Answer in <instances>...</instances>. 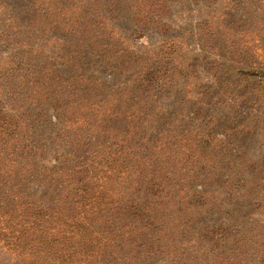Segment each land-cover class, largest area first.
Returning <instances> with one entry per match:
<instances>
[{"label": "rangeland", "instance_id": "rangeland-1", "mask_svg": "<svg viewBox=\"0 0 264 264\" xmlns=\"http://www.w3.org/2000/svg\"><path fill=\"white\" fill-rule=\"evenodd\" d=\"M115 1L0 0V116L32 121L25 143L38 146L27 173L0 181V264H263L264 0H141L136 20L125 5L111 14ZM79 14L103 34L69 30ZM29 61L52 68L30 73ZM88 89L126 127L54 113ZM178 145L215 168L209 179L194 169L177 185L157 150ZM145 198L169 242L151 253L99 217Z\"/></svg>", "mask_w": 264, "mask_h": 264}, {"label": "trees", "instance_id": "trees-1", "mask_svg": "<svg viewBox=\"0 0 264 264\" xmlns=\"http://www.w3.org/2000/svg\"><path fill=\"white\" fill-rule=\"evenodd\" d=\"M141 0H123L121 2L113 3L111 14H117L121 11V8L123 10L127 9L130 12V15L132 18L136 20L138 17V12L141 10ZM41 2V0H40ZM139 6V7H138ZM40 12V11H38ZM100 15V14H99ZM97 17L95 15L92 17L94 20ZM66 18V17H65ZM64 18V19H65ZM116 18V17H115ZM100 19V18H99ZM132 20V19H131ZM92 21V20H91ZM77 23L76 25H72L70 27H67L69 21L66 20L65 22L62 21V24L64 26V30L66 27L69 30H73L75 27L79 26H96L98 34H103L101 32V23H88L90 20L85 19V16L83 14L77 15ZM79 34V37L88 36L91 35V31L88 32L87 30L83 31H77ZM87 34V35H86ZM82 39H87L86 37ZM20 63V62H19ZM18 63V65H19ZM26 65V62H23ZM29 61V69L30 73L32 72H43L45 69L48 71L51 69V64L47 62L41 63L42 65L35 64L30 65ZM33 80V85H35L38 80L34 79H28ZM261 83H264V74H262L260 78ZM28 86L25 85L24 88ZM15 87V86H14ZM89 90V93H91V90ZM27 92L26 94H28ZM15 96H20L19 93L14 92ZM44 95L52 97L51 92H46ZM36 96H32L31 94L27 95L25 99H22V101L27 104L28 102L31 104H35L38 101V97L34 98ZM83 102L81 105H75V102ZM106 98L104 95L99 94L96 95L95 90L92 91L91 95H84L81 94L79 98L76 100L66 102L63 104H60V101L58 103H55L53 105V111L55 114L58 113H64L67 112L69 114L68 117L73 118H82L86 117L87 115L89 120L93 119L94 117H98L99 121L93 122L88 128V130H91L93 124L98 123L103 128H121L126 127V124L122 118L116 117V113L113 112V110L110 108V104H107ZM118 107H121L120 105H115ZM26 117L20 119H14L13 118H4L0 116V181L2 179L7 180V172H11L12 182L16 179L13 176V170L17 169L20 172L22 171V168L26 167L27 165L31 164V162L38 157L37 153L35 152V149H37V142L34 144H28L27 141V132L24 130V127L22 126L26 122H32V121H24ZM129 124V123H128ZM24 131L26 134L23 136ZM24 138H23V137ZM19 137H22L19 139ZM186 137H182L181 140H185ZM193 141L191 138L189 139ZM28 142L27 144L25 142ZM21 145V146H20ZM157 153H162L165 156V160L171 161V168L169 169V173L173 174L175 171H178L179 176L176 177L177 185H181L185 180L189 179V173L194 172V169L198 170L199 176L203 180H207L211 176V170H214L215 168L213 166H210L207 164V162L204 161L203 156L200 154H195L194 152L188 151L185 153L182 148L178 145V147L175 148V150L169 149L168 147H161L157 150ZM70 157L73 159L75 158V155H70ZM216 155L214 157L211 156V159L213 163H216ZM222 160H226V162H234L238 160L239 157H235L233 154H224L220 157ZM258 161L254 162L255 168H261L264 166V153L263 156H261L259 159H256ZM260 162L261 165H260ZM212 163V164H213ZM174 166H177V168ZM29 166L25 168V171L27 173V169ZM253 172V170L250 171V173ZM22 174V173H21ZM76 176H72L69 179H65V182L67 183V187H71L74 183L71 180H74ZM71 179V180H70ZM241 179V178H239ZM241 180H245V178H242ZM246 180H248V176L246 177ZM245 180V181H246ZM3 181V180H2ZM19 182V181H17ZM72 189H67V196L65 198L74 197V195L77 196L76 193H73L71 191ZM74 192L76 190L74 189ZM226 192L227 196L233 195L232 191L230 193V190ZM144 193H147V190H145ZM23 196V195H22ZM63 199V198H62ZM148 198H145L143 202L141 201H129L126 202V204H122V206H119L118 208H114L113 205H111V208L108 206L105 208L104 212L99 214V217L101 219L107 220L106 227L107 229L111 230H123V231H130L131 234L129 238L131 237L132 242H140V247L142 246V249L149 251L151 253L153 249L159 248L163 246L165 243V246L168 245V241L164 242V239H159V232L161 231L162 226L164 225V221L162 220V215L160 212L159 202L156 203L152 202V200H146ZM156 205V206H155ZM115 209V210H114ZM228 237V234L222 233L219 234V237L214 238L213 240L220 242L222 245L225 241V238ZM123 238H119L117 241V245H121ZM170 241V240H169ZM139 247V248H140ZM264 260H262L263 262ZM264 264V262H263Z\"/></svg>", "mask_w": 264, "mask_h": 264}]
</instances>
